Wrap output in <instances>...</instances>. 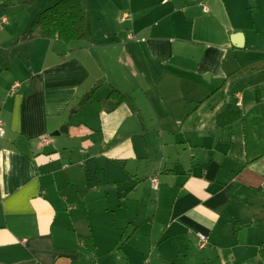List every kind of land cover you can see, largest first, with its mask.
<instances>
[{"label":"crops","instance_id":"1","mask_svg":"<svg viewBox=\"0 0 264 264\" xmlns=\"http://www.w3.org/2000/svg\"><path fill=\"white\" fill-rule=\"evenodd\" d=\"M52 1L0 0V264H120V210L183 262L264 264V0H83L87 40L26 36Z\"/></svg>","mask_w":264,"mask_h":264},{"label":"rangeland","instance_id":"2","mask_svg":"<svg viewBox=\"0 0 264 264\" xmlns=\"http://www.w3.org/2000/svg\"><path fill=\"white\" fill-rule=\"evenodd\" d=\"M54 1L47 4L51 5ZM45 7V6H44ZM43 8V7H42ZM264 46L262 45L260 47V50H263ZM260 53H256L253 56H258ZM264 54V52H262ZM117 175V176H116ZM111 176L118 177V174H115V172L111 173ZM150 191L149 187L143 186L142 188V196L144 197H150L153 198L152 194L148 195V192ZM258 205H256L257 214L255 217V222L253 221V227L254 229H248L249 234H259L260 237L264 238V193L262 195H259L257 200ZM130 219V218H129ZM122 215V210L117 211V215L111 216V223H112V230L113 232H118V234L122 233L124 234V239L121 240L120 244L118 245V248H113L112 254L114 255L117 263L123 264L126 257H130L132 260L138 261L141 257L142 261L148 260L150 261V264H218L217 258H216V250L203 252L200 249H198L195 244L194 247L191 248L190 252L187 254V259L185 262H183L184 253L181 255L174 254L172 251H169V243H165L164 245H155L153 243V246L151 249H149V234L147 233L150 228L149 225H147V220H145L142 216H138L136 220H129ZM135 219V218H134ZM133 221L134 223L130 222ZM114 223V224H113ZM241 223H245L242 221ZM139 227V228H137ZM164 228L159 222H156V225L153 228V231H157L156 234H161L162 230ZM136 230V232H134ZM245 229V228H244ZM247 230V229H246ZM254 230V231H252ZM159 231V233H158ZM135 239L140 240V244H142L143 252L139 253L136 251L132 246L130 247L127 243H134ZM203 253V257L206 254L210 255V259H207L206 263H203L202 261L198 262V256L199 254Z\"/></svg>","mask_w":264,"mask_h":264},{"label":"trees","instance_id":"3","mask_svg":"<svg viewBox=\"0 0 264 264\" xmlns=\"http://www.w3.org/2000/svg\"><path fill=\"white\" fill-rule=\"evenodd\" d=\"M38 29L44 37L57 38L64 43L87 40L83 0H56L42 8L31 21L25 34L31 37ZM92 90L93 88L90 91ZM124 98L125 95L122 92L111 89L107 95L109 108H115ZM84 240L89 249L94 248L90 237H85ZM261 258L264 259L263 251Z\"/></svg>","mask_w":264,"mask_h":264},{"label":"built area","instance_id":"4","mask_svg":"<svg viewBox=\"0 0 264 264\" xmlns=\"http://www.w3.org/2000/svg\"><path fill=\"white\" fill-rule=\"evenodd\" d=\"M121 20H122V17H121ZM1 26H2V25L0 24V27H1ZM17 85H18L17 82H14V84L12 85V87L14 88V87L17 86ZM2 134H3V127H2V122L0 121V135H2ZM47 140H48V138H46V137H42V138L40 139V142H45V141H47ZM152 186H153L154 188L157 186L156 178H152ZM197 238H198V247H199V248H204V247L206 246V244H207V240H208L207 235L198 232V233H197Z\"/></svg>","mask_w":264,"mask_h":264},{"label":"water","instance_id":"5","mask_svg":"<svg viewBox=\"0 0 264 264\" xmlns=\"http://www.w3.org/2000/svg\"><path fill=\"white\" fill-rule=\"evenodd\" d=\"M87 95V94H86ZM83 100V99H82ZM82 100H80V101H82ZM67 129H66V125H64V126H61L60 127V129L57 131V132H54L53 134H58V133H60V132H65Z\"/></svg>","mask_w":264,"mask_h":264}]
</instances>
